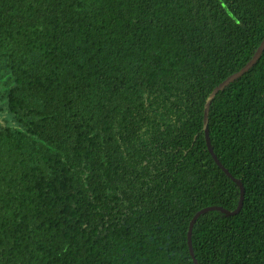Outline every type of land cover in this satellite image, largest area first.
Here are the masks:
<instances>
[{
	"label": "trees",
	"instance_id": "16d2710c",
	"mask_svg": "<svg viewBox=\"0 0 264 264\" xmlns=\"http://www.w3.org/2000/svg\"><path fill=\"white\" fill-rule=\"evenodd\" d=\"M263 37L264 0H0V264H194L240 196L204 103ZM208 132L244 197L194 256L264 264V50Z\"/></svg>",
	"mask_w": 264,
	"mask_h": 264
},
{
	"label": "water",
	"instance_id": "95a60500",
	"mask_svg": "<svg viewBox=\"0 0 264 264\" xmlns=\"http://www.w3.org/2000/svg\"><path fill=\"white\" fill-rule=\"evenodd\" d=\"M264 50V37L261 40L260 44L258 45L257 49L255 50L254 54L252 55V57L237 71H235L234 73L228 75L226 78H224L221 82H219L217 85H215L212 90L210 91V93L207 95L205 103H204V107H203V130H204V136H205V140H206V145L208 148L209 153L211 154V156L213 157V159L215 160V162L217 163V165L232 179L234 180L240 188V196H239V200L238 203L236 205V207L233 210H229L226 209L222 206H218V205H209L206 207H202L199 210H197L191 217L189 224H188V231H187V244H188V249L190 252V255L193 259L194 264H199L198 261L196 260L195 256H194V252H193V248H192V240H191V234H192V228L193 225L196 221V219L198 218V216L206 211L209 210H220L226 214L229 215H233L239 212V210L242 207V203H243V197H244V187L243 184L241 183V181H239L237 178H235L229 171L228 169L219 161V159L217 158L216 154L213 151V148L211 146L210 143V139H209V132H208V112H209V106L210 103L213 99V97L215 96V94L222 89L223 87H225L226 85H228L230 82H232L234 79H236L237 77L241 76L242 74H244L250 67H252L254 65V63L257 61V59L261 56L262 51Z\"/></svg>",
	"mask_w": 264,
	"mask_h": 264
},
{
	"label": "rangeland",
	"instance_id": "374dc122",
	"mask_svg": "<svg viewBox=\"0 0 264 264\" xmlns=\"http://www.w3.org/2000/svg\"><path fill=\"white\" fill-rule=\"evenodd\" d=\"M3 87H5V86H4L3 82L0 81V94H1V92L3 90Z\"/></svg>",
	"mask_w": 264,
	"mask_h": 264
}]
</instances>
